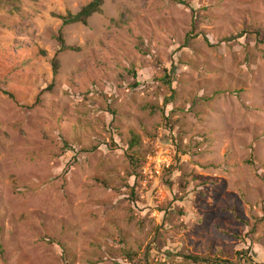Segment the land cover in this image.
<instances>
[{"label":"rangeland","instance_id":"1","mask_svg":"<svg viewBox=\"0 0 264 264\" xmlns=\"http://www.w3.org/2000/svg\"><path fill=\"white\" fill-rule=\"evenodd\" d=\"M91 1L0 0V264H264V0Z\"/></svg>","mask_w":264,"mask_h":264},{"label":"trees","instance_id":"2","mask_svg":"<svg viewBox=\"0 0 264 264\" xmlns=\"http://www.w3.org/2000/svg\"><path fill=\"white\" fill-rule=\"evenodd\" d=\"M176 2L180 4H185L182 0H175ZM105 0H92L87 6L83 7L79 12L76 14L72 12H68L65 16H55L63 21V24L65 26H70L74 24H83L87 25L89 19H91L95 14H101L102 8L104 6ZM58 40V52L63 53L67 51L72 52H78L79 48L72 47L66 44L65 39L60 36L57 38ZM53 65V72L55 75L58 74L60 69V62L57 58L54 59L52 62ZM51 87L49 88V90ZM243 253H239V255H242ZM183 258L188 262L192 264H223L225 261L219 260L217 258H211V257H202L198 255H184ZM148 263V262H147ZM150 264V263H149Z\"/></svg>","mask_w":264,"mask_h":264},{"label":"built area","instance_id":"3","mask_svg":"<svg viewBox=\"0 0 264 264\" xmlns=\"http://www.w3.org/2000/svg\"><path fill=\"white\" fill-rule=\"evenodd\" d=\"M153 158H154V157H153ZM153 158H152V155H151V158H149V161H151ZM162 165H163V166H164V165L169 166V164H167V163L164 164V162H162V163L159 164V163L157 162V165L154 166V171H156L157 174H160V173H161L160 171L162 170V168H161V167H163ZM147 173H148V172H147ZM146 175H147V174H146Z\"/></svg>","mask_w":264,"mask_h":264}]
</instances>
